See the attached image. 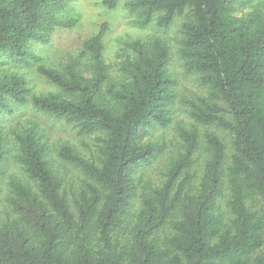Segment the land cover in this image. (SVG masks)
I'll return each mask as SVG.
<instances>
[{"label": "trees", "instance_id": "obj_1", "mask_svg": "<svg viewBox=\"0 0 264 264\" xmlns=\"http://www.w3.org/2000/svg\"><path fill=\"white\" fill-rule=\"evenodd\" d=\"M119 0H102L114 8ZM71 0H0V56L37 70L59 92L33 95L34 109L94 135L89 156L70 144L52 151L35 123L14 133L16 162L33 185L9 175L0 211V264H264V1L128 0L139 27L168 28L182 17L178 54L199 74L208 97L190 103L191 118L231 135V153L214 132L180 128L183 151L164 179L140 191L139 166L164 152L150 130L171 122L176 79L164 39L125 43L114 79L102 56L99 31L83 42L88 62L63 71L40 64L32 42L46 44L56 29L78 19ZM248 8V9H247ZM22 75L0 77V115L25 103ZM205 157L197 183L194 152ZM8 137L0 131V191ZM66 162L82 175L68 191L57 170Z\"/></svg>", "mask_w": 264, "mask_h": 264}, {"label": "rangeland", "instance_id": "obj_2", "mask_svg": "<svg viewBox=\"0 0 264 264\" xmlns=\"http://www.w3.org/2000/svg\"><path fill=\"white\" fill-rule=\"evenodd\" d=\"M119 0L114 8H107L102 0H71L68 14L78 19L76 26L70 29H56L49 42L42 44L32 42V49L40 55L41 65L63 71L64 68L74 61L79 65L88 62L87 54L82 53L83 42L85 39L96 34L103 24H107V29L102 37L103 49L102 56L106 64L109 65L111 75L114 79H120L118 66L123 58L125 43L135 39H151L160 37L165 40L170 48V62L168 71L176 79L175 91L177 98L171 106V122L163 128H153L150 130L148 138L150 140L164 141L166 148L163 153L152 160L149 164L139 166L135 177L142 178L140 191L149 192L153 187L159 186L164 179L166 171L172 159L183 151L184 142L179 136V129L197 128L202 141L205 132L216 133L225 143L228 153H231V135L224 128L216 124H201L194 121L190 116V103L199 98L208 97V86L202 84L199 74L186 72L182 60L178 54L179 47V28L182 17H176L172 24L166 29L157 28L154 23L146 27L137 26L132 16L127 12L125 2ZM264 0H253L252 5ZM248 9V8H247ZM22 75L26 80L29 94L25 103H12V114L0 115V131L6 133L8 137V155L5 167L4 181L0 191V211L5 216L7 211L6 181L9 175L16 176L24 182L33 185L26 173L16 162L14 155L18 153L17 145L14 140V133L23 127L36 124L38 131L46 139L52 151L53 157L55 146L59 144H70L76 147L81 153L89 156L94 151V135L79 134L77 129L68 124L64 119L55 118L44 114L33 108L29 102L33 95H46L47 93L59 92V88L52 84L37 70V63L31 66H21L10 61V59L0 56V77L4 75ZM194 164L190 171L195 173L194 181L197 183L203 168L205 153L203 143L194 152ZM59 161V160H57ZM57 170L66 181L64 185L68 191L70 187L76 189L80 183L82 175L76 169L64 162H57ZM64 175V176H63Z\"/></svg>", "mask_w": 264, "mask_h": 264}]
</instances>
